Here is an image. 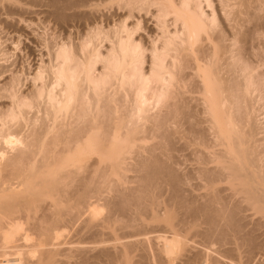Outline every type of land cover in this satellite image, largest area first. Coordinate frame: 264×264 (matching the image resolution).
Segmentation results:
<instances>
[{
    "label": "bare ground",
    "instance_id": "6f19581e",
    "mask_svg": "<svg viewBox=\"0 0 264 264\" xmlns=\"http://www.w3.org/2000/svg\"><path fill=\"white\" fill-rule=\"evenodd\" d=\"M1 7L56 24L69 13L76 29L85 26L76 37L73 28L46 33L34 70L0 64V264H99L106 254L111 264H135L139 244L155 264H264V0H0ZM178 146L195 157L189 175L205 189L203 203L181 195L184 176L164 160ZM146 152L141 165L135 160L143 191L134 201L144 204L162 184L171 201L141 221L144 232L136 229L157 234L135 241L134 233L121 254L104 255L98 226L89 225L101 220L100 195ZM86 217L96 231L84 225L86 236L71 235Z\"/></svg>",
    "mask_w": 264,
    "mask_h": 264
},
{
    "label": "rangeland",
    "instance_id": "374dc122",
    "mask_svg": "<svg viewBox=\"0 0 264 264\" xmlns=\"http://www.w3.org/2000/svg\"><path fill=\"white\" fill-rule=\"evenodd\" d=\"M2 8L3 7H1L0 8V39H1V41H0V43L2 44V46L1 47H3L2 49L5 51V52H7L4 56H2V60L0 61V64L2 65H6V63H7V65L8 64H12L13 62H15L16 61V63H18V64H16V66L18 67L19 66V68H22V65H25L26 66V68L29 70V69H31L29 66H33L32 67V70H34L33 68H35L36 67V65H38V63H40V56H39V53H41V54H43V53H46V51H47V47L43 44L44 43V40H49L50 38H53V37H57V35L59 36V35H61V33H62V35L67 31V32H69L72 28H73V30H72V33L74 34V36L76 37V35L79 33V30H81V28L82 27H84L85 26V24H84V22H83V20H81L79 23L80 24H82V26H79V27H81L80 29H79V27H77L78 29H76V27L74 26V24H76V21L75 20H73V18H72V15L70 14V16H71V18L69 17V13H67V15H68V17H67V15L66 14H62L63 16L64 15H66L65 17H67V19L65 18V21H63V18H62V16H61V19H60V22H58L57 24H56V21L54 22V19L52 20V19H50V20H52L51 22L48 20V18H47V16H45V14L44 13H42L41 15H39V14H36V13H29V14H31V15H29L28 13H26V14H24L25 15V17H24V15L22 16V17H24L23 19L21 18L20 19V17L19 16H16L15 18H14V16L13 17H11L9 14H7L6 12H7V10L5 9V8H3L4 10H6V12L4 11V10H2ZM13 9V8H12ZM15 9V8H14ZM32 10H34V9H32ZM4 11V12H3ZM6 13V14H5ZM261 13V12H260ZM264 12L262 11V14H263ZM1 14H2V16H1ZM61 14V13H60ZM5 15V16H4ZM27 15V16H26ZM38 15H39V17H38ZM42 15H44V16H42ZM10 16V17H9ZM7 17V18H6ZM74 17V16H73ZM35 18H36V20H35ZM47 19V20H43V19ZM77 18H79V17H77ZM15 21H14V20ZM21 21H20V20ZM24 19H30V20H28V22L27 21H24ZM32 19H34L33 20V22H35V24H33V23H30V25L29 24H27V23H29V22H32ZM41 19H42V21H41ZM71 19V20H70ZM2 20V21H1ZM10 20H12V21H14V22H12V21H10ZM40 20V21H39ZM73 20V21H72ZM76 20H78L79 21V19H76ZM17 21V22H16ZM38 21H39V23H38ZM68 23H67V22ZM11 22H12V24H11ZM19 22H20V24H19ZM42 22V23H41ZM71 22H73V23H71ZM81 22H83V23H81ZM37 23V24H36ZM50 23V25L47 27V25ZM42 24V25H41ZM68 24L70 25V26H68ZM75 27V29H74V27H72V25ZM14 25V26H13ZM27 25H29V26H27ZM33 25V26H32ZM40 25V26H39ZM250 25H252V24H249V26ZM28 27V28H27ZM44 27V28H43ZM16 29V31H15V29ZM33 30H32V29ZM52 28V29H51ZM66 28L68 29V28H70V30H66ZM43 29V30H42ZM35 30V31H34ZM52 30H54V33H53V31ZM63 32H62V31ZM78 30V31H77ZM44 31H46L45 33H44ZM49 31V32H48ZM61 33H60V32ZM75 33H74V32ZM43 34H42V33ZM59 32V33H58ZM78 32V33H77ZM40 33V34H39ZM46 33H47V35H46ZM51 33V34H50ZM55 33H57V35L56 36H54L55 35ZM50 34V35H49ZM44 35H46L47 37L45 38V36ZM53 37H52V36ZM39 36H41V37H39ZM41 38V39H40ZM43 38H44V40H43ZM18 41V42H17ZM41 41H43V43L41 42ZM14 42V43H13ZM16 42V43H15ZM41 42V43H40ZM20 44V45H19ZM44 45V48L42 47V46ZM19 46V47H18ZM17 47V48H16ZM38 47V48H37ZM46 47V48H45ZM41 50H40V49ZM44 49V50H43ZM46 49V50H45ZM40 50V51H39ZM104 50V49H103ZM105 51V50H104ZM7 55V56H6ZM27 56V57H26ZM46 56V55H45ZM44 56V59L46 60L47 59V57H45ZM35 57V58H34ZM6 58V59H5ZM24 58V59H23ZM41 58H42V56H41ZM7 60V61H6ZM9 60V61H8ZM21 60H22V62H21ZM4 61V62H3ZM10 61L12 62V63H10ZM36 61V62H35ZM9 62V63H8ZM29 63V64H28ZM33 64V65H32ZM35 64V65H34ZM29 65V66H28ZM25 66H24V68H25ZM31 71V70H30ZM152 142H153V140H152ZM154 143V142H153ZM153 143H151V140L149 141V145H151V144H153ZM178 144H180V145H182V143H178ZM182 147V146H181ZM180 148V146H178V150H180L179 149ZM184 148V147H183ZM183 148L180 150V151H176V152H172V154L171 153H168L169 154V156L167 155V154H165V159L164 160H166V161H168V163H170V165H172V167L174 168V169H176L177 170V174L178 175H180V176H182V179H183V176H184V179H186V180H184L183 179V182L181 183V191H183V192H181L182 194L181 195H186L185 197V199H187V200H189V198H190V200L189 201H192L191 199H194L195 200V202H196V200H200V202H201V200H203L204 202H205V200L202 198V196H200L199 194L201 193V195H203V197H204V194L206 193V191H205V189L203 188H201L200 187V189L201 190H199L198 191V188H197V190H196V187H198V186H196V184L198 183L199 184V181L197 182L196 181V179H194V177H192V176H190V175H193V174H195V173H193V171L192 170H194L193 168H195V163H196V161L194 160L195 159V157H194V155L192 154V152L191 151H189V150H187L186 149V152H185V150H183ZM184 152H183V151ZM175 151V150H174ZM187 152H189V153H187ZM147 153V152H146ZM137 153V155L135 154L133 157H134V159H133V157H132V159L129 161L128 160V164L130 163V162H133L131 165L132 166H129L130 168H131V170L132 169H134V167H136L138 164H135L136 162H135V160H138L137 161V163H139V165H141V163H142V161H145L146 159H148V158H150L151 156H150V154H152V153ZM163 154V153H162ZM189 154V155H188ZM148 156V158H147V156ZM145 156H146V158H145ZM135 157H137V158H135ZM145 158V159H144ZM171 160H170V159ZM194 158V159H193ZM140 160H142V161H140ZM170 160V161H169ZM173 160V161H172ZM191 160H193V161H191ZM173 162V163H172ZM195 162V163H194ZM172 163V164H171ZM133 165H134V167H133ZM138 165V166H139ZM137 166V167H138ZM133 167V168H132ZM135 168V170H130V172H129V170L126 172V175L127 176H125L124 177V179H123V182L122 183H120V184H117V185H119V186H117V187H115L116 185H114V187L113 186H110V187H105V188H103V193H102V195H100V200L98 201L99 203H98V206H100V205H102V206H100V207H98L99 208V211L100 212H98V214H97V217L99 216V213H101L100 215V222H98L97 220V218L95 217V219H96V222L97 223H100L99 225H94L95 223V219L93 220L92 219V223L91 224H89L90 222L89 221H91L88 217H89V215H88V217H86V218H84V220L83 221H81L78 225H77V227H76V229H73V231L71 230V235H74V234H76V230H78V229H82V232H83V229H84V225H85V228H88V227H86V225L87 224H89L90 226H92L93 225V227H95V226H98V227H95V228H97V229H99L98 230V232H95L96 231V229L94 230V228L92 227V228H88V230L87 229H85V231L87 230V233H88V231H89V229H93L94 231H93V233L95 232V234H99L98 236L97 235H95L97 238H99L100 237V239H101V244L99 243V248L98 249H100V250H98L97 249V251H99V252H104V255L106 254V253H110L111 252V255L112 254H114L115 253V255L114 256H116L117 254L119 255V254H121V252H122V249H123V251H124V248L126 247V245H125V243L127 242V243H129L128 241L130 240V242L134 239V238H132L133 237V234L134 233H136V235H137V233L139 234V235H137L138 236V238L135 236V241H136V239L138 240V239H142V237L144 238L145 236H142L141 234H143L141 231L143 230V232L145 231L144 229L145 228H147L146 227V224H144L143 225V222L141 223V221H144V222H149L150 221V219H148V215H150L149 213H150V211L153 213V212H155V211H158L159 210V213L161 212V213H163L164 212V209L162 210L161 208H163V206H164V208L167 206L166 204H168L169 203V201H171L170 200V197L172 196V194H173V192L172 191H170V188L166 185V184H162V185H160V186H155V188L153 187L152 189H150V191L152 190L153 192H151V194L150 195H148L147 197H146V199L144 200V204L147 206V208L145 207V205L144 204H142L141 202L140 203H138L137 202V200H135L134 201V197H135V195H136V198L138 199V194L140 193V194H142V192H140V190H141V188L140 187H142L141 185V181L139 182V181H135L136 179L134 178V177H137V178H139L140 177V174H139V171H138V173H137V169L139 168ZM139 170V169H138ZM189 172H188V171ZM185 171V172H184ZM138 174V176H137V174ZM192 173V174H191ZM190 174V175H189ZM188 176H190V178H191V180H190V178L188 177ZM194 176V175H193ZM130 177V178H129ZM185 177H187V178H185ZM129 178V179H128ZM128 180V182L126 181V180ZM132 179V180H131ZM140 179V178H139ZM187 179H188V181H187ZM193 179V180H192ZM195 180V181H194ZM140 183V185L138 184V183ZM185 182V183H184ZM123 184V185H122ZM182 184H184V185H182ZM187 184V185H186ZM191 184V185H190ZM197 184V185H198ZM139 185V186H138ZM193 185H194V187H193ZM122 186V187H121ZM164 186V187H163ZM200 186V185H199ZM139 187V188H138ZM160 187V189H157V188H159ZM138 188V189H137ZM167 188H168V190H167ZM190 188V189H189ZM194 190H193V189ZM111 189V190H110ZM137 189V190H136ZM192 189V190H191ZM106 190H108V191H106ZM134 190H136V191H134ZM158 190V191H157ZM161 190V191H160ZM142 191H143V187H142ZM165 191H167V192H165ZM202 191V192H201ZM162 192V193H161ZM168 192H172V193H168ZM200 192V193H199ZM205 192V193H204ZM132 193V194H131ZM135 193V194H134ZM193 193H195V194H193ZM126 194V195H125ZM134 194V195H133ZM156 194V195H155ZM159 194V195H158ZM192 194V195H191ZM123 195H125V196H123ZM131 197L130 199L132 200L133 199V202L130 200V202L132 203H130V204H128V205H125L126 204V202L128 201V200H126V199H129V196ZM171 195V196H170ZM193 195H195V196H193ZM199 195V196H198ZM127 196V198H125ZM138 196V197H137ZM158 196V197H157ZM188 196V197H187ZM156 197V198H155ZM193 197V198H192ZM197 197H201L200 199L198 198L197 199ZM105 198V199H104ZM155 200H154V199ZM166 198H168V199H166ZM196 198V199H195ZM152 201V202H150L149 203V201L150 200ZM159 199V200H158ZM194 200H193V202H194ZM148 201V202H147ZM158 201V202H157ZM163 202V204H161V202ZM197 201V202H198ZM100 202H101V204H100ZM135 202H137L138 204H139V206H140V204H142L140 207H138V206H134V204H137V203H135ZM153 202H154V204H155V202H156V204L158 203H160V205H156V206H154V204H153ZM123 203V204H122ZM149 203V204H148ZM201 203H203V202H201ZM125 205L127 208L125 209H123L122 208V206H120V205ZM151 204H152V206H151ZM199 204V203H198ZM150 207H149V206ZM120 206V207H119ZM143 206V207H142ZM114 207V208H113ZM118 207V208H117ZM150 209H149V208ZM151 207H152V209H151ZM156 207V208H155ZM139 208H140V210H139ZM144 208V209H143ZM158 208V209H157ZM101 209V210H100ZM116 209V210H115ZM155 209V210H154ZM112 212H111V211ZM118 210V211H117ZM128 210V211H127ZM133 212H132V211ZM136 210V211H135ZM149 210V211H148ZM102 211V212H101ZM109 211V212H108ZM143 211V212H142ZM146 211V213H144ZM148 211V212H147ZM135 212V213H134ZM114 213V214H113ZM144 214H146V217H145V215ZM110 217H109V216ZM138 215V216H137ZM141 215V216H140ZM107 217H109V218H107ZM112 219V221H110ZM130 219H131V221H130ZM132 219H133V221H132ZM139 219H141V220H139ZM89 220V221H88ZM146 220H148V221H146ZM136 221V222H135ZM89 222V223H88ZM122 224H125V226L124 225H121V223ZM130 222H132V223H130ZM197 222H199V221H197ZM196 222V223H197ZM87 223V224H86ZM126 223H128V224H126ZM135 223V224H134ZM138 223H140L139 225L141 226H136V225H138ZM193 223H195L194 221H193ZM102 224V225H101ZM111 224V225H110ZM119 224V225H118ZM88 225V226H89ZM143 225V226H142ZM201 225L202 226H199V228H200V230L202 229L203 230V226H205V228H206V225L205 224H202L201 223ZM134 226V227H133ZM101 227V228H100ZM116 227V228H115ZM132 227V228H131ZM137 227V228H136ZM142 227H144L143 229H142ZM140 229L141 231H139V230H136V229ZM204 228V229H205ZM90 230V231H91ZM132 230H135V231H132ZM137 231V232H136ZM132 232V233H131ZM85 232H83V234H84ZM91 233L92 232H89V234H88V237H89V235H91ZM129 233V235H127V234ZM141 233V234H140ZM86 234V233H85ZM84 234V235H85ZM145 234V233H144ZM155 234H157V233H155ZM154 233H153V235H155ZM92 235H94V234H92ZM125 235H126V237H125ZM132 235V236H131ZM142 237H141V236ZM149 236L151 235V233L150 234H148ZM147 235V236H148ZM153 235H151V236H153ZM86 236V235H85ZM127 236H128V238H127ZM139 236H140V238H139ZM131 238H132V240H131ZM198 242H201L202 241V238H201V241H200V239H199V237H197V238H195ZM199 239V240H198ZM124 241H125V243H124ZM134 241V240H133ZM99 242H100V240H99ZM152 242L155 244V242L152 240ZM123 243H124V245H123ZM141 244H139V246L138 247H140L141 248V246H140ZM197 245H199L198 243H197ZM90 246V245H89ZM124 246V247H123ZM145 246V245H144ZM200 246H202V245H199V248L198 249H201L202 247H200ZM217 246V245H216ZM102 249H101V248ZM104 248H105V250H104ZM139 248V249H140ZM142 248H144L143 247V244H142ZM138 249V250H139ZM104 250V251H103ZM110 251V252H108V251ZM119 252H118V251ZM125 250H126V248H125ZM137 250V249H136ZM137 250V253H136V251L133 253V254H136V255H134V256H136V257H138V258H135L134 257V260L136 261L135 262V264H148V261H149V264H155V261H154V257L153 256H151L150 254H151V252H150V254L148 253V256L150 255V258H152V260L151 259H147V257L145 256H143L142 254L144 253V251L147 253L148 252V250L146 251V250H142L141 249V251H138ZM107 251V252H106ZM114 251H116V252H114ZM143 251V252H142ZM118 252V253H117ZM100 253V254H101ZM117 253V254H116ZM141 254V255H138L137 256V254ZM146 253H144V255H147ZM99 254V255H100ZM103 255V254H102ZM102 255H100V256H102ZM139 256L142 258V256L144 257V258H146V259H144V258H142L141 260L139 259ZM107 257V254L105 255V257L103 256L102 258H105L104 260L105 261H101L100 262V260L98 259V261H99V264H111V263H109V262H111L109 259H108V257ZM100 259H101V257H100ZM138 259V260H137ZM15 261H19V259L18 258H15L14 259ZM102 260V259H101ZM109 262H108V261ZM141 261V263H140V261ZM146 260V261H145ZM138 261V262H137ZM104 262V263H103ZM108 262V263H107Z\"/></svg>",
    "mask_w": 264,
    "mask_h": 264
}]
</instances>
